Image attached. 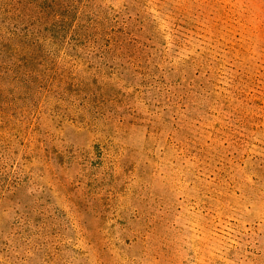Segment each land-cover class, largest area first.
<instances>
[{
    "label": "rangeland",
    "instance_id": "obj_1",
    "mask_svg": "<svg viewBox=\"0 0 264 264\" xmlns=\"http://www.w3.org/2000/svg\"><path fill=\"white\" fill-rule=\"evenodd\" d=\"M0 264H264V0H0Z\"/></svg>",
    "mask_w": 264,
    "mask_h": 264
}]
</instances>
